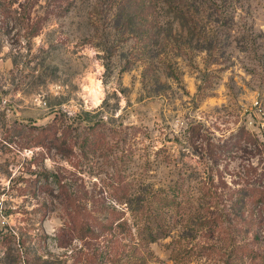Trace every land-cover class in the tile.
I'll use <instances>...</instances> for the list:
<instances>
[{
    "label": "rangeland",
    "instance_id": "obj_1",
    "mask_svg": "<svg viewBox=\"0 0 264 264\" xmlns=\"http://www.w3.org/2000/svg\"><path fill=\"white\" fill-rule=\"evenodd\" d=\"M262 121L264 0H0V264H264Z\"/></svg>",
    "mask_w": 264,
    "mask_h": 264
},
{
    "label": "trees",
    "instance_id": "obj_2",
    "mask_svg": "<svg viewBox=\"0 0 264 264\" xmlns=\"http://www.w3.org/2000/svg\"><path fill=\"white\" fill-rule=\"evenodd\" d=\"M180 10H183L181 8ZM38 132L36 134L38 143L42 145L43 148L47 150L55 149L58 153L66 154L68 151H72L74 146V136H73V126L66 125L59 120V116L55 115L54 119L47 123L46 125L40 126L38 128ZM96 130H93L91 134L96 138ZM245 131H241V134L244 135ZM246 133V132H245ZM247 134V133H246ZM91 135L87 137V139L90 138ZM93 138V139H94ZM243 139H245L246 142H250L249 136H243ZM205 142V149L206 152H208L209 158L213 161H217V157L219 154L225 152V150L228 147L229 142H217L209 137L204 138ZM55 176V175H54ZM56 183L61 185L63 187L62 180L56 179ZM65 191L62 190L61 194L63 197H65ZM154 198L156 200H161L166 202L165 205L170 204L171 206H174V198H170L169 194L160 191L158 193H155ZM169 206V205H168ZM69 207L71 209V212L69 213V218L71 225L76 227L77 230H79L82 233L86 234H95L99 231H104L112 228L113 223L110 221H102L98 218H96L92 213L89 211H83L80 207V204L76 200H72L69 202ZM84 212L86 215H81L80 213ZM150 211V209H148ZM153 213L149 217V223L144 228L149 229V233L152 237H154L153 240H155L156 235L154 234V229L156 227L162 228V224H158L156 221L159 219H162V210H160L158 207L153 208Z\"/></svg>",
    "mask_w": 264,
    "mask_h": 264
},
{
    "label": "built area",
    "instance_id": "obj_3",
    "mask_svg": "<svg viewBox=\"0 0 264 264\" xmlns=\"http://www.w3.org/2000/svg\"><path fill=\"white\" fill-rule=\"evenodd\" d=\"M262 129L264 130V121L261 122Z\"/></svg>",
    "mask_w": 264,
    "mask_h": 264
}]
</instances>
